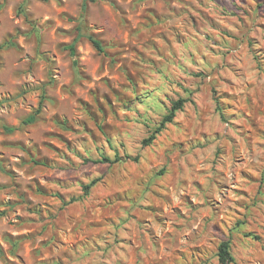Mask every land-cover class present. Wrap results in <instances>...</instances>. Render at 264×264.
<instances>
[{
  "label": "rangeland",
  "instance_id": "1",
  "mask_svg": "<svg viewBox=\"0 0 264 264\" xmlns=\"http://www.w3.org/2000/svg\"><path fill=\"white\" fill-rule=\"evenodd\" d=\"M223 241L264 264V0H0L11 264H221Z\"/></svg>",
  "mask_w": 264,
  "mask_h": 264
},
{
  "label": "trees",
  "instance_id": "2",
  "mask_svg": "<svg viewBox=\"0 0 264 264\" xmlns=\"http://www.w3.org/2000/svg\"><path fill=\"white\" fill-rule=\"evenodd\" d=\"M96 1V0H91ZM89 40L95 47V49L99 52H105V46L103 45L102 41L94 36L93 34L88 35ZM76 41L70 43L67 45V49L69 50L70 54L73 57V63L75 65H78L79 59H78V50L76 46ZM11 47V46H18V44L14 40H8L5 41L4 44L1 45V47ZM186 102V99L179 98L178 100L174 101L172 106L170 107L169 111L164 115L159 127L157 128V131L162 130L167 126L168 123L173 122L174 118L176 117L177 111L179 109H182L184 107V104ZM42 107L40 106L34 113H32L30 116H28L25 119V123H34L38 119V115L41 113ZM6 129L9 132H14L16 130L15 127L6 126ZM147 142V140L145 141ZM103 160L108 162H114L110 157L103 156ZM35 163H39L38 160H34ZM88 189L89 186H86ZM5 239L8 241V243L11 245L10 253L13 255L15 254V250L18 248L20 241L18 238H14L12 235L7 234L5 236ZM218 258L221 264H230L231 262L235 261V257L232 255L230 250V242L229 241H223L220 243L218 248ZM0 258L4 261L5 264H11V262L8 259L7 252L4 250L2 245L0 244Z\"/></svg>",
  "mask_w": 264,
  "mask_h": 264
}]
</instances>
